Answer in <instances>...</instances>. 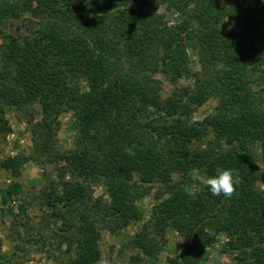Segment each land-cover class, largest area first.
I'll list each match as a JSON object with an SVG mask.
<instances>
[{
    "label": "trees",
    "instance_id": "obj_1",
    "mask_svg": "<svg viewBox=\"0 0 264 264\" xmlns=\"http://www.w3.org/2000/svg\"><path fill=\"white\" fill-rule=\"evenodd\" d=\"M157 74L191 83L162 96ZM208 99L212 112L190 120ZM11 109L28 116L31 146L0 159L11 178L0 203L17 202L6 213L28 234L21 169L53 165L31 196L43 212L27 237L48 230L65 246L58 264L97 262L101 231L138 219L153 185L150 217L131 239L144 255L156 258L171 228L182 241L167 264H203L220 232L229 264H264V0H0V137ZM67 110L75 138L60 148ZM193 170L204 181L187 178ZM99 182L106 198L91 194ZM15 262L13 251L0 254V264ZM130 263L143 264L139 254Z\"/></svg>",
    "mask_w": 264,
    "mask_h": 264
},
{
    "label": "rangeland",
    "instance_id": "obj_2",
    "mask_svg": "<svg viewBox=\"0 0 264 264\" xmlns=\"http://www.w3.org/2000/svg\"><path fill=\"white\" fill-rule=\"evenodd\" d=\"M158 11L164 13L165 18L170 22H175L179 19V15L165 8L163 5L157 7ZM224 26H227L224 23ZM187 66L191 70H196L198 64L196 56L192 49L187 50ZM161 80V94L162 96L168 94L170 90L181 84H190V78L181 77L175 81H171L160 74L157 76ZM259 87L258 83L254 84V88ZM213 99H208L202 104L194 107L189 116L190 120H200L205 115L212 112L214 105ZM34 117L38 116L39 107L37 104L31 105ZM11 130L4 137H0V159L7 154L28 153L30 152L31 140L30 133L26 128V115L22 112L9 110L5 113ZM209 133L205 136L208 138ZM75 138L74 119L70 111H64L59 115V124L56 130V141L60 148H68L73 145ZM182 173L174 171L173 178H177ZM51 177H54V167L52 164H45L41 166L40 161H27L22 169L19 177L21 183L20 200L31 201V205L25 208L26 216L23 220L28 221L31 229L27 228L28 234L24 227L12 226V218L6 213L7 207L12 208L16 212V203L2 205L0 203V254L3 252H12L14 259L18 262L15 264H58V259L65 256V246L56 247V237L51 235L48 230L43 231V235L35 238H30L27 235L35 234L34 229L38 226L42 214V209L39 207L37 201L31 199L32 194L37 193L39 187L47 182ZM191 181H204L199 170H193L186 175ZM11 178L8 173L0 167V187H4L10 182ZM258 185L264 188V176L258 180ZM190 188L194 185L189 184ZM156 185H153L151 190L146 193L139 201L138 207L140 210V217L129 222L126 226L110 233L106 230L101 231V237L98 241V248L100 256L94 264H131L130 257L139 254L142 258L143 264H167L166 258L172 256L177 250L182 241V237L173 229L167 228L164 232L165 241L162 249L159 251L156 258H150L140 252L131 243V239L136 233L139 226L150 217L151 206L155 202L154 192ZM91 194L94 197L100 196L106 198V191L104 185L99 183L91 184ZM1 208L5 210H1ZM226 240V235L220 232L216 236V241L205 249L203 264H229L230 260L222 249L223 242ZM17 245V246H16Z\"/></svg>",
    "mask_w": 264,
    "mask_h": 264
}]
</instances>
